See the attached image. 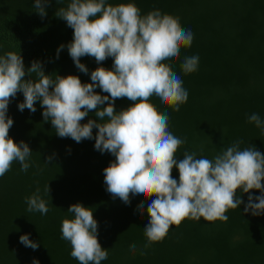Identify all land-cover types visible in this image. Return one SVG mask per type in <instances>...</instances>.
Masks as SVG:
<instances>
[{
    "label": "trees",
    "instance_id": "obj_1",
    "mask_svg": "<svg viewBox=\"0 0 264 264\" xmlns=\"http://www.w3.org/2000/svg\"><path fill=\"white\" fill-rule=\"evenodd\" d=\"M113 6L135 3L141 15L159 9L162 14L178 18L185 30L193 33L191 47H181L174 61H165L183 81L188 92L179 111L150 99L160 113L169 116V130L185 143L177 151L196 152L197 158L213 159L236 141L240 148L254 146L264 154V134L248 116L259 114L264 120V0H106ZM70 0H49L46 16L33 6L34 0H0V56L12 51L23 58L25 69L33 61L42 63L53 78L76 75L82 83H91L90 74L97 67L111 69L113 59L98 65L93 57H82L88 73L81 72L68 54L67 44L73 29L55 16ZM63 44L57 58V49ZM199 56L198 69L184 74L181 64L186 56ZM30 77L26 74L25 79ZM35 79V74H33ZM95 92L103 93L99 87ZM22 93L9 103L7 116L13 119L9 136L17 144L24 141L32 153L27 172L13 162L11 170L0 177V264H79L70 256L71 245L61 239V223L72 219L67 209L76 203L91 208L98 222V241L108 252L101 264H264V214L244 212L248 196L261 195L258 190L243 193V203L226 212V222L184 219L172 225L160 242L145 247L144 228L149 222L147 206L151 199L130 195L125 204L106 191L103 169L115 160L110 153L94 148L95 139L77 143L59 137L50 121L44 122L43 108L21 112ZM127 98L115 101L116 111L129 107ZM107 106V103L104 105ZM100 122L95 111L81 121ZM98 129L93 128V137ZM52 157L49 164L45 163ZM179 180V172L172 170ZM264 183V181H262ZM49 184L50 194L44 188ZM39 188L48 202L49 212H28L25 198ZM154 199V197H153ZM143 205V214L140 206ZM135 226V227H132ZM132 227V228H130ZM28 234L38 243L33 250L19 240ZM135 244L132 252L130 246Z\"/></svg>",
    "mask_w": 264,
    "mask_h": 264
},
{
    "label": "clouds",
    "instance_id": "obj_2",
    "mask_svg": "<svg viewBox=\"0 0 264 264\" xmlns=\"http://www.w3.org/2000/svg\"><path fill=\"white\" fill-rule=\"evenodd\" d=\"M48 3L34 0L41 18L46 16ZM55 16L73 29L67 49L81 72L88 73L81 63L85 56L93 57L98 65L111 57L112 68L97 67L90 74L91 83H82L76 75L56 74L53 78L39 61L25 69L20 53L9 51L0 56V177L11 170L13 162H19L23 172L31 166L28 144H17L9 136L13 126V119L7 116L9 103L22 93L24 100L18 104L21 112L27 108L34 113L39 101L44 122L50 121L59 137H70L77 143L94 138L96 150L115 157L103 169L106 191L113 198L125 204L130 203V195L151 199L147 206L149 222L144 228L146 248L162 241L172 225L179 227L186 218L226 222V212L243 203L237 190L260 191L259 196H248L244 212L264 214V154L254 146L241 149L242 141H236L213 159L197 158L196 152L185 151L178 161L177 151L185 140L169 130L167 113H160L150 103L155 96L162 105L179 111L188 98L182 79L165 63L177 59L181 47H191L193 42V33L182 28L178 18L162 14L159 9L142 16L135 3L113 6L106 0H70ZM64 47L61 44L57 49V58ZM198 63V55L186 56L181 69L190 74L198 69ZM26 74L29 79H25ZM97 87L107 95L95 92ZM121 98L133 103L116 111L115 101ZM90 111H95L100 122L89 119L82 124ZM248 122L264 134V120L259 114L248 116ZM93 128L98 129L95 137ZM51 159L48 157L45 163ZM173 168L179 172L178 181L172 177ZM44 193L50 194L49 184ZM25 202L28 212H49L39 188ZM67 211L74 218L63 219L60 232L61 239L71 245L70 256L79 264H101L108 252L98 241L93 211L81 203L72 204ZM143 211L141 205L140 213ZM19 240L33 250L39 246L28 234ZM130 250L135 252L136 245ZM32 264L39 261L34 259Z\"/></svg>",
    "mask_w": 264,
    "mask_h": 264
}]
</instances>
